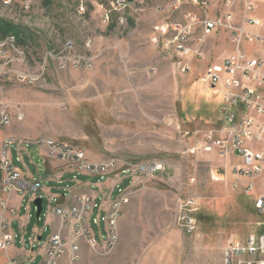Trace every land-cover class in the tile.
Returning <instances> with one entry per match:
<instances>
[{
  "label": "rangeland",
  "instance_id": "rangeland-1",
  "mask_svg": "<svg viewBox=\"0 0 264 264\" xmlns=\"http://www.w3.org/2000/svg\"><path fill=\"white\" fill-rule=\"evenodd\" d=\"M112 1L0 0V19L22 31L16 45L0 47V102L9 118L0 122V138H52L82 148L94 162L165 164L164 172L128 188L114 247L105 253L82 243L73 264H222L218 246L245 237L258 221L253 197L233 188L236 156L224 160L213 149H190L219 125L222 101L199 79L232 50L230 32L214 29L203 37L201 24L194 25L192 36L203 37V56L197 57L164 50L158 29L165 23L184 26L188 11L202 20L220 18L225 0H127L122 24ZM245 1L232 7L240 18ZM254 3L253 14L264 19V2ZM38 147L28 144L30 158L24 153V164L14 165L44 177ZM43 186L52 183L44 179ZM37 196L43 219L48 200L43 192ZM189 199L198 208L191 213L192 232L180 207Z\"/></svg>",
  "mask_w": 264,
  "mask_h": 264
},
{
  "label": "built area",
  "instance_id": "built-area-1",
  "mask_svg": "<svg viewBox=\"0 0 264 264\" xmlns=\"http://www.w3.org/2000/svg\"><path fill=\"white\" fill-rule=\"evenodd\" d=\"M193 1L203 3L206 0ZM235 2L224 1L226 10L220 18L202 20L193 11H188L184 26L165 23L158 30L164 50H171L176 55L197 57L203 56L201 48L205 35L214 29L230 32L232 50L221 64L207 67L199 79L202 85L211 86L220 97L221 119L219 125L208 129L203 138L197 139L190 152L192 150L194 154L213 149L224 160L231 155L240 160L230 166L233 188L239 186L247 196L253 197L252 204L258 221L245 237L228 241L222 251V264H264V19L253 14L256 8L254 0L245 1L241 18L237 16L240 13L236 15L232 10ZM110 4L111 9L119 14L117 21L124 23L122 14L127 9V0H113ZM80 10H83L82 6ZM105 19L108 20L107 15ZM199 23L203 37L195 38L192 36L195 33L194 25ZM190 35L194 39L192 42V39L188 41ZM158 41L154 39V43ZM5 45H16L15 37H0V47ZM70 47L71 43L68 42L65 48ZM8 120L5 105L0 102V122L7 123ZM28 144L44 147L46 157L65 163L77 174L106 177L121 170L131 177V185L134 178L149 179L156 173L164 172L166 167L159 161L121 165L115 159L90 161L82 148L71 147L52 138L30 142L11 136L0 138V264H59L64 259L68 264H73L80 259L81 243L92 250L100 249L107 253L117 242V220L123 205L128 202L127 190L119 189L118 198L110 203L105 215L91 219L92 209L96 207L91 195L82 192L72 200L53 207L47 197L49 209L58 219L57 229L44 239L38 240L36 235L32 236V251L35 244L39 251L26 257V260L9 256L7 252L16 239L12 228V217L16 210L11 205V196L15 194L23 199L28 194L29 204L44 189L43 177H26L14 165L12 150L16 151L15 160L24 164V153L29 157ZM180 207L186 209L182 217L184 226L188 232H192L196 220L191 213L198 210L196 202L193 199L182 201ZM101 221L104 222V232L99 228ZM90 222L98 226L97 232ZM63 231L67 232L66 235ZM38 253L42 257L35 261Z\"/></svg>",
  "mask_w": 264,
  "mask_h": 264
},
{
  "label": "crops",
  "instance_id": "crops-1",
  "mask_svg": "<svg viewBox=\"0 0 264 264\" xmlns=\"http://www.w3.org/2000/svg\"><path fill=\"white\" fill-rule=\"evenodd\" d=\"M261 1L264 2V0ZM226 46V52H229L231 50L230 43L227 42ZM38 153L43 156L46 169V175L43 177V180L45 179L49 183H52V186L44 187L43 189V193L50 199V205L52 207L68 202L80 193L85 192L91 195L96 203V207L92 209L90 218L102 217L108 211L110 203L118 198L119 189L128 190L131 186V177L121 170H117L106 177L77 174L65 163L46 157L44 147H38ZM12 155L14 161H16L15 150H12ZM16 167L26 177L33 176L30 173L22 171L18 166ZM134 179L135 182L137 178ZM113 195L116 196L113 197ZM28 198L24 196L23 199H19L15 194L11 196V205L16 210V214L12 217V228L16 233V239L14 245L7 252L9 256H15L21 259L25 258V260L29 255L33 256L35 254L34 250L37 245H34L32 251V236L36 235L37 239L40 240L46 232V227L49 228L50 232L55 231L58 227V219L49 209V204H47L44 211L43 219H40L43 207L39 218L36 219L35 213H33L35 207L32 202L28 204ZM42 220L44 221L43 227H40ZM90 225L93 230L98 231L97 225L93 222H90ZM99 228L104 232L103 221L99 223ZM63 233L66 235L67 232L63 231ZM22 239H24V243H22ZM219 248L223 249L224 247L221 248L219 245ZM38 251L39 249L37 247Z\"/></svg>",
  "mask_w": 264,
  "mask_h": 264
},
{
  "label": "trees",
  "instance_id": "trees-1",
  "mask_svg": "<svg viewBox=\"0 0 264 264\" xmlns=\"http://www.w3.org/2000/svg\"><path fill=\"white\" fill-rule=\"evenodd\" d=\"M7 35H13L17 42L22 36V31L19 27L14 26L12 23L0 19V37H4Z\"/></svg>",
  "mask_w": 264,
  "mask_h": 264
},
{
  "label": "water",
  "instance_id": "water-1",
  "mask_svg": "<svg viewBox=\"0 0 264 264\" xmlns=\"http://www.w3.org/2000/svg\"><path fill=\"white\" fill-rule=\"evenodd\" d=\"M34 207H35V217L36 219L39 218V215L42 211V198L41 197H36L33 201H32Z\"/></svg>",
  "mask_w": 264,
  "mask_h": 264
}]
</instances>
